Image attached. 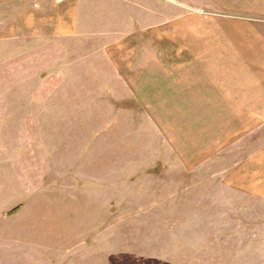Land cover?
I'll list each match as a JSON object with an SVG mask.
<instances>
[{"label":"rangeland","instance_id":"obj_1","mask_svg":"<svg viewBox=\"0 0 264 264\" xmlns=\"http://www.w3.org/2000/svg\"><path fill=\"white\" fill-rule=\"evenodd\" d=\"M133 1L88 8L78 39L0 44V238L55 237L39 264H264V119L171 108L138 37L174 5Z\"/></svg>","mask_w":264,"mask_h":264},{"label":"crops","instance_id":"obj_2","mask_svg":"<svg viewBox=\"0 0 264 264\" xmlns=\"http://www.w3.org/2000/svg\"><path fill=\"white\" fill-rule=\"evenodd\" d=\"M120 1L0 0V44L78 39L81 28H87L88 8L94 6L95 14L103 17V13H108L103 8ZM169 1L176 16L165 23L166 30L162 27L165 24L160 28L143 27L138 38L143 37L144 45L152 38L158 39L154 43L160 47L156 56L161 67L159 76L165 78V84L167 79L176 78L170 99L177 105L171 108L218 110L221 120H233L241 127L262 126L259 120L264 119V0ZM127 3L135 6L133 0ZM138 8L144 14L152 13L151 9L146 10L147 6ZM132 29L121 40L140 44ZM258 156L245 162L243 171L254 166L261 170ZM29 230L25 236L24 225L6 227L0 238V264H39L41 249L42 258L47 254L50 260L55 237L43 232L39 236L44 240L33 242Z\"/></svg>","mask_w":264,"mask_h":264}]
</instances>
